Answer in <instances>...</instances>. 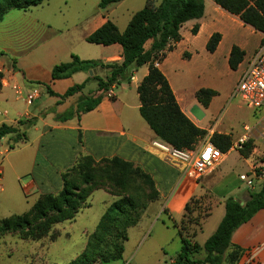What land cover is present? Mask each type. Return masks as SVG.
<instances>
[{
    "label": "crops",
    "instance_id": "1",
    "mask_svg": "<svg viewBox=\"0 0 264 264\" xmlns=\"http://www.w3.org/2000/svg\"><path fill=\"white\" fill-rule=\"evenodd\" d=\"M99 1L42 0L26 10L12 9L0 20L3 80L0 87V126L4 124L17 129L16 133L0 138V145L9 147L0 161V203L10 201L15 207L16 202L20 205L22 201L27 207L26 212L40 195L57 193L62 189V174L80 156H89L94 162L118 157L150 177L154 197L141 200L145 201L143 212L139 221L128 228L122 258L114 261L115 264L127 263L126 245L130 237H135L134 248H137L149 229H156L151 242L158 250L166 252L173 242L181 246L184 232L180 230L178 220L184 217L185 205L191 198L201 199L202 206L208 205L204 214L200 211L202 207L190 213L198 219V225L190 226L189 232L195 228L190 239L201 248L224 215L225 198L240 188L241 175L247 170L243 154L234 153L233 164L224 166L232 154L227 151L223 161L203 176L199 184L187 181L182 176L180 165L157 154L150 143L158 137L139 113L137 92V86L148 73L149 63L133 70L131 79L111 85L105 91L97 90V82L88 71L52 79V67L68 61L71 54L102 62L122 60L120 44L90 43L85 38L107 20L123 31L137 10L124 15L120 8L127 6V0L103 8L98 6ZM120 20L122 24H119ZM195 24L198 29L192 33ZM179 32L180 39L160 52L162 57L154 65L167 79L180 109L197 127L206 133L211 131L212 135L232 133L237 137L243 126L254 124L257 121L255 117L262 115L263 111L255 113L250 110L252 122L234 130L226 120L223 103L231 98L235 83L259 47L263 33L213 0H204L202 17L186 21ZM215 33L220 38L215 49L209 51L207 42ZM149 45L150 41H147L145 47ZM234 46L242 52V57L232 69L229 58ZM96 73L104 76L107 71L96 70ZM226 75L235 77L232 85L227 84ZM81 83H84L81 90L61 97L68 88ZM12 84L20 87V95L14 92ZM33 87H37L40 94L28 102L24 94ZM201 88L216 91L206 107L195 97ZM90 96L100 97L92 110L79 117L57 118ZM195 105L203 113L199 119L191 112ZM259 130L258 127L253 132L255 143L258 142ZM237 167L243 169L239 171ZM13 194L15 201L10 197ZM117 199L118 196L108 189L96 188L88 197V205L80 209L74 219L53 227V231L57 230L56 238L51 239L48 245L62 252L61 258H67L63 263L85 248L102 214ZM18 212H11L6 217L22 213ZM41 242L43 238L35 243L40 245ZM231 243L241 249L235 264H264V208L234 230ZM177 252L168 260L172 261ZM203 256L202 249L195 255L196 258Z\"/></svg>",
    "mask_w": 264,
    "mask_h": 264
},
{
    "label": "trees",
    "instance_id": "2",
    "mask_svg": "<svg viewBox=\"0 0 264 264\" xmlns=\"http://www.w3.org/2000/svg\"><path fill=\"white\" fill-rule=\"evenodd\" d=\"M119 1L121 0H100L98 6L103 8ZM213 1L239 16L245 24L264 33V0ZM41 2L42 0H0V20L12 9L26 10ZM203 13L204 0H160L157 5L152 0H146L144 6L133 13L123 31H119L113 22L107 20L85 38L90 43L120 44V62L81 59L76 54H71L68 61L52 67L51 77L60 79L78 71L106 70L104 76L96 73L91 77L97 82V90L105 91L111 85L129 80L133 70L149 63L148 73L137 86L141 117L164 142L176 148L192 147L206 132L197 127L180 109L167 79L154 63L160 61V52L180 39L179 30L182 24L199 19ZM197 29L195 24L191 29L192 33H196ZM219 38L217 33L210 37L207 42L209 51L215 49ZM147 41H150L148 48L145 47ZM241 57L242 52L234 46L229 58L232 69L236 68ZM83 86L84 83L76 84L68 88L61 97L71 95ZM48 93L52 94L50 90ZM214 95L216 91L208 88H201L195 93L196 99L204 107ZM99 100V96L81 99L74 109L57 118L79 117L82 113L92 110ZM16 132L17 129L13 126H0V138ZM211 141L223 152L228 150L231 143L228 135L218 133L211 136ZM249 150L250 144H247L241 154L247 155ZM131 174L141 176L152 186L147 174L118 157L94 162L89 156H80L77 162L62 174L63 187L60 191L42 194L26 212L0 219V235L17 232L22 239L40 240L50 234L56 224L74 219L79 210L88 205V197L92 191L104 187L118 196V199L106 208L95 230L89 235L83 251L66 264H104L121 259L128 237L127 230L139 221V206L140 210L144 208V202L139 200L140 198L137 199L130 190L131 186L137 187L131 183ZM146 196L154 197L153 194ZM196 200L197 198H191L185 205L184 217L178 222L180 230L184 232L180 249L172 261H166L165 264H235L241 249L231 243L232 233L258 210L264 208V182L259 184L257 190L246 189L238 196L230 195L225 198L224 215L201 248L190 239L195 228H191L194 230L189 232L190 226L198 225V219L190 216L191 211L196 209ZM200 249L203 250L204 256L196 258L195 255Z\"/></svg>",
    "mask_w": 264,
    "mask_h": 264
},
{
    "label": "built area",
    "instance_id": "3",
    "mask_svg": "<svg viewBox=\"0 0 264 264\" xmlns=\"http://www.w3.org/2000/svg\"><path fill=\"white\" fill-rule=\"evenodd\" d=\"M2 69L0 68V74ZM131 79V78H130ZM2 78L0 83L2 85ZM12 89L17 95L21 89L17 84H12ZM40 94L37 87L31 88L24 94L28 102H32ZM231 97H239L242 102L255 113H261V118L254 124H245L240 135L231 140L227 151L242 153L247 144H251L247 155H242L247 164L246 172L241 175L244 185L253 189L256 184L264 182V33L262 39L250 59L247 67L240 74ZM262 122V124H260ZM259 127L258 142L253 141V132ZM212 132L209 131L200 137V141L192 147L176 148L160 138L151 141V148L159 155L180 165L183 177L200 181L225 158L226 152L221 151L211 141ZM9 147L0 145V161Z\"/></svg>",
    "mask_w": 264,
    "mask_h": 264
},
{
    "label": "rangeland",
    "instance_id": "4",
    "mask_svg": "<svg viewBox=\"0 0 264 264\" xmlns=\"http://www.w3.org/2000/svg\"><path fill=\"white\" fill-rule=\"evenodd\" d=\"M145 1L146 0H127L126 2L127 6L121 7L120 10L124 15H126L127 12L134 11V10L136 11L142 8L145 4ZM152 1L153 3L154 2L159 3L160 0H152ZM119 24H122L121 20ZM224 79L226 80L227 84L232 85V83L235 80V77L233 75H229V76L226 75ZM223 104H224V109H226V113H225L226 120L233 127L234 130H240L241 126L244 123L252 122V115H251L250 109L242 102V100L239 97H231L229 100H225ZM258 117L257 116L255 117L256 120L258 119ZM260 124H262V122H260ZM227 135L230 137L231 140L234 139V137H236V135H233L232 133L227 134ZM229 153H232V154L230 155V158L227 159L223 163L224 166H227L228 164H233L232 158L235 156L234 153L236 152L231 151ZM237 168H238L237 170L239 171L243 169L242 167L240 168L237 167ZM130 179H132L131 183H134V185L137 186V187L131 186V189H130L132 193L134 194V196L137 197V199L140 198L139 200H144L147 197L146 195H152V193H154L150 183L147 182V180H144L141 176L131 174ZM186 179H188L187 181L189 182L193 181L194 183L199 184L198 181L192 180L191 178L186 177ZM258 186L259 184H256L253 190H257ZM246 189L247 188L244 185V183L240 182V188L237 190L235 189L232 195L238 196L241 192H243ZM14 195L15 194L10 195L12 201L13 200L15 201ZM196 201L197 202L195 204V207L196 208L202 207L200 211H202L203 214L206 213L208 205L202 206L201 204H199L201 202L200 199H197ZM144 204H145V201H144ZM24 206L25 204H23L22 201L20 205H18L16 202L15 207H12V204L10 203V201H8L6 204L1 202L0 203V218L10 215L11 212L19 211L18 213H21V212L23 213L27 209V207L26 206L24 207ZM140 209L141 207L139 206L138 212H140V215H141L144 208L142 210ZM181 220L182 218H180V220L178 221H181ZM184 220H188V219H184ZM149 230L145 231L146 233L144 235V238L142 241H140L137 248L135 247L136 249L134 248L136 239L134 236L130 237L129 242L126 245V260H128L126 264H165L166 261H169L168 257L174 255L179 250L180 243L178 242L171 243L168 249L166 250V252H162L161 250H158L155 244L151 242L152 237L155 235L156 229L155 228L152 229L151 233L149 232ZM55 231L52 230L50 234L43 237V242H41L40 245L37 244L38 242L37 243L35 242L40 241L42 238L40 240H34L31 238L22 239L19 236V234H17V232L1 234L0 235V264H66L67 262L66 263H63V262L67 260V258L66 259L61 258L62 252L52 249V246L48 245L51 239L56 238L57 230ZM59 248L60 247H58V249ZM120 260L121 259H117L114 261H120ZM114 261H110L105 264H115L116 262ZM120 263L121 262H117V264H120Z\"/></svg>",
    "mask_w": 264,
    "mask_h": 264
},
{
    "label": "water",
    "instance_id": "5",
    "mask_svg": "<svg viewBox=\"0 0 264 264\" xmlns=\"http://www.w3.org/2000/svg\"><path fill=\"white\" fill-rule=\"evenodd\" d=\"M88 73H89V75H93V74H95L96 73V70L95 69H93V70H89L88 71ZM192 114L195 116V118H201L202 116H203V113H202V111L195 105V106H193V108H192Z\"/></svg>",
    "mask_w": 264,
    "mask_h": 264
}]
</instances>
